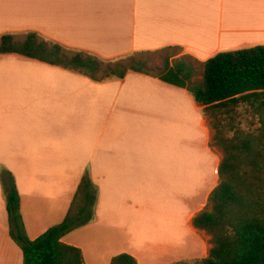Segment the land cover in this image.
<instances>
[{
  "label": "crops",
  "instance_id": "obj_1",
  "mask_svg": "<svg viewBox=\"0 0 264 264\" xmlns=\"http://www.w3.org/2000/svg\"><path fill=\"white\" fill-rule=\"evenodd\" d=\"M26 31L102 59L177 48L172 59L203 65L220 51L264 45V0H0V35ZM91 78L0 55V264H24L4 182L13 177L35 239L65 219L86 170L95 218L62 238L85 264H111L123 252L138 264L206 257L211 236L193 217L218 184L221 158L204 106L138 71ZM140 221L147 236L135 241Z\"/></svg>",
  "mask_w": 264,
  "mask_h": 264
},
{
  "label": "trees",
  "instance_id": "obj_2",
  "mask_svg": "<svg viewBox=\"0 0 264 264\" xmlns=\"http://www.w3.org/2000/svg\"><path fill=\"white\" fill-rule=\"evenodd\" d=\"M17 35L11 32L0 35V55L18 53L73 69L98 81L114 76L124 78L129 71H138L186 88L204 106V113L214 118L213 140L223 156L218 167V184L204 209L193 217V225L211 236L209 254L172 264H264V45L220 51L203 62L202 80L196 81L191 55L172 60L167 57L165 65L154 74L147 61L136 56L150 52L102 59L37 31H26L21 39ZM241 103L258 111L260 127L255 131L243 130L234 124L232 116L228 124L223 126L220 122L222 115H230ZM9 181L4 182V190L11 236L22 249L24 264H85L82 249L63 242L62 238L95 218L96 187L89 173L83 175L65 219L35 239L26 234L21 195L13 177ZM111 264H138V260L123 252L114 256Z\"/></svg>",
  "mask_w": 264,
  "mask_h": 264
},
{
  "label": "rangeland",
  "instance_id": "obj_3",
  "mask_svg": "<svg viewBox=\"0 0 264 264\" xmlns=\"http://www.w3.org/2000/svg\"><path fill=\"white\" fill-rule=\"evenodd\" d=\"M18 39L22 38V34H18L17 35ZM246 48H250V47H246ZM243 49V48H242ZM226 51H230V50H226ZM178 52H182L180 49L174 48V49H167V50H162L159 52H150V53H141L136 55L138 59H144L147 61L149 69L152 73L156 74L157 73V68H161L165 65L166 59L167 57L172 60V55ZM195 67H196V74L194 76V80L196 81H201L202 80V76H203V65L201 63H198L197 61L192 60ZM103 67H106V64H103ZM152 75V74H150ZM154 76V75H152ZM93 82L98 83V82H102V81H98L95 80L94 78ZM104 81V80H103ZM208 118L210 119V126L213 130V136H212V145L214 147H216L219 151V155L220 158H222L223 153L221 148L215 144V141L213 140L214 135L216 134L215 129L213 128L212 124L214 123L211 116L207 115ZM234 117V124L238 125L239 127H241L243 130L245 131H255L257 128L260 127V115L258 114V111L252 107L249 106L246 103H241L238 106H236L235 110L233 112L230 113V115L228 114L226 116V114L222 115L220 118V122L222 123V125H226L228 124L229 121V117ZM98 125H96L97 127ZM228 135H232V132H228ZM89 173L87 170L85 171L84 174ZM90 175V174H89ZM148 226V222L146 223H142V221H140V223L138 224V229L134 235L133 240L135 241H142L144 238H146L147 234H145V232L147 233V228ZM20 246V245H19Z\"/></svg>",
  "mask_w": 264,
  "mask_h": 264
}]
</instances>
